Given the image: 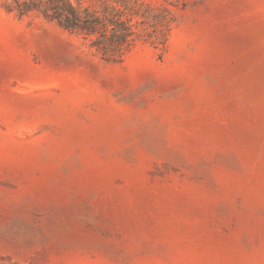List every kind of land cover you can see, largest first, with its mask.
<instances>
[{"label": "rangeland", "instance_id": "374dc122", "mask_svg": "<svg viewBox=\"0 0 264 264\" xmlns=\"http://www.w3.org/2000/svg\"><path fill=\"white\" fill-rule=\"evenodd\" d=\"M0 264H264V0H0Z\"/></svg>", "mask_w": 264, "mask_h": 264}, {"label": "trees", "instance_id": "16d2710c", "mask_svg": "<svg viewBox=\"0 0 264 264\" xmlns=\"http://www.w3.org/2000/svg\"><path fill=\"white\" fill-rule=\"evenodd\" d=\"M18 9L21 13H25L30 10V8H28L24 4H19ZM52 9L54 12L52 17L54 19H57L60 22V24L63 25L65 28L88 30V31H94L95 29V27L93 26L94 21H90V20L82 21L80 19L77 10L71 5H64V6L54 5ZM122 30L124 31L122 35V37H124L123 41L126 42L128 41V37L131 35V33L129 28L125 26L123 23H122Z\"/></svg>", "mask_w": 264, "mask_h": 264}]
</instances>
